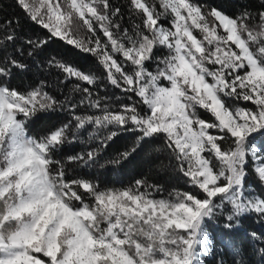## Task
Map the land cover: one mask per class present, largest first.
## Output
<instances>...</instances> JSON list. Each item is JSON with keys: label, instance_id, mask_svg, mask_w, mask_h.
Returning a JSON list of instances; mask_svg holds the SVG:
<instances>
[{"label": "snow or ice", "instance_id": "obj_1", "mask_svg": "<svg viewBox=\"0 0 264 264\" xmlns=\"http://www.w3.org/2000/svg\"><path fill=\"white\" fill-rule=\"evenodd\" d=\"M12 3L23 15L0 18V264H225L210 223L222 218L225 235L247 218L264 224V0L231 11L209 0ZM53 41L100 71L43 58ZM122 134L131 143L111 153ZM160 152L185 190L95 178ZM249 240L229 245L233 264H264V231Z\"/></svg>", "mask_w": 264, "mask_h": 264}, {"label": "trees", "instance_id": "obj_2", "mask_svg": "<svg viewBox=\"0 0 264 264\" xmlns=\"http://www.w3.org/2000/svg\"><path fill=\"white\" fill-rule=\"evenodd\" d=\"M209 2H214L218 5H221L226 10H232L233 0H209ZM113 3L116 5L123 6L126 3V0H113ZM0 9H2V14L0 18L7 16H17L22 18V13L16 8L12 0H0ZM23 22V20H22ZM25 30L29 35H35L36 37L43 38L44 32L42 29L26 24ZM50 56H56L58 59H66L69 63L81 67L86 70H92L99 72V66L96 64L93 57L81 53L79 50L74 49L72 46H68L60 41H53L50 43L47 52L44 53L43 58ZM59 75V74H57ZM39 73L34 72L29 74V77L25 78L26 83H30L32 80L38 79ZM17 84L20 83V80L15 81ZM71 85L69 84L68 87ZM59 94V93H57ZM110 94L121 95L118 90L111 89ZM61 118H63L61 114ZM48 121H40L31 126L30 132L35 133L41 128L45 127ZM131 143L129 134H122L113 141L110 151L115 153L118 150H123L124 146ZM162 147V145H161ZM74 146H69L65 150V154H72ZM78 150V148H76ZM151 151V150H149ZM159 156V159L155 163L149 162V156L147 153L140 155L136 160L122 165L117 169H97L94 172L96 180L100 183L102 187L113 188V187H122L128 185L130 182L135 179H141L144 176H148L154 182H159L165 189V194L167 191H171L173 188L179 190H185L187 185L184 184V181L180 179L175 173L171 171V167L161 169L160 165H168L169 161L166 158V153L160 152L156 154ZM89 173H92L93 170H87ZM262 189L256 188V192L261 193ZM221 219L213 221L210 223L209 232L213 241V247L215 252L222 254L221 257H216V259L223 258L225 264H233V260H239L240 257H233L232 249L229 245L238 246L241 249H250L251 241L249 240V233L253 230L255 231H264V224H261L256 218L251 217L243 221L242 226L239 229L233 230V235H225L222 231ZM207 260H212L213 257H207ZM258 259V257H257Z\"/></svg>", "mask_w": 264, "mask_h": 264}]
</instances>
